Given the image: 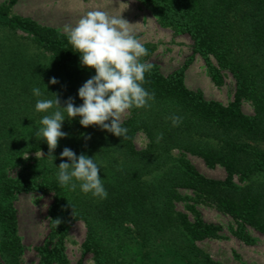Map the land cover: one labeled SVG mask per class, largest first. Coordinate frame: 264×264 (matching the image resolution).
I'll use <instances>...</instances> for the list:
<instances>
[{
	"label": "trees",
	"instance_id": "obj_1",
	"mask_svg": "<svg viewBox=\"0 0 264 264\" xmlns=\"http://www.w3.org/2000/svg\"><path fill=\"white\" fill-rule=\"evenodd\" d=\"M17 1L0 4V264H25L14 205L20 192L52 196L38 264H84L87 253L93 264H222L197 243L221 237V227L196 210L198 202L230 215L231 231L246 243L255 241L249 227L264 235V0H138L158 14L160 25L191 38L193 54L216 85L225 73L232 76L233 100L223 104L186 85L192 57L169 74L149 63L143 87L154 96L147 107L128 110L126 138L65 117L67 135L51 153L35 135L44 113L35 111L31 89L39 87L40 98L57 95L60 108L69 96L79 105L77 90L95 69L79 64L63 32L12 13ZM53 76L57 84L48 83ZM244 101L252 114L244 112ZM173 114L181 117L177 126ZM138 132L148 140L143 148L134 141ZM65 147L103 165L107 198L84 194L78 184L59 186L55 172L68 161L59 155ZM188 154L223 166L226 177L204 175ZM183 200L193 219L178 208ZM75 220L84 222L86 238L82 257L71 263L65 238Z\"/></svg>",
	"mask_w": 264,
	"mask_h": 264
},
{
	"label": "rangeland",
	"instance_id": "obj_2",
	"mask_svg": "<svg viewBox=\"0 0 264 264\" xmlns=\"http://www.w3.org/2000/svg\"><path fill=\"white\" fill-rule=\"evenodd\" d=\"M8 0H0V4ZM103 10L110 15L122 16L129 22L134 36L147 49V54L140 58L144 63H155L164 74L184 65L192 57V62L185 72L186 85L192 89L201 90L206 98L215 99L223 104L233 100L235 82L229 73H225L224 83L216 85L207 73L201 56L192 52V40L187 34L175 32L170 27H164L158 22V14L153 9L138 0H18L12 7V13L30 16L41 24L52 26L64 33L66 26H74L80 16L91 10ZM243 110L253 113L250 102H243ZM128 111L123 116L126 119ZM135 144L143 148L147 137L143 132L135 136ZM41 153H32L31 156ZM188 158L204 175L224 179L227 175L221 165L209 166L199 156L188 154ZM237 182H241L236 177ZM186 195L190 191L183 190ZM52 201L50 194L20 192L14 198L18 214L17 232L23 243L22 259L25 264H38L40 253L38 247L46 242L50 220L48 208ZM189 200L177 203L180 210L194 218V213L187 206ZM200 216L208 222H213L221 228V237L198 240L197 243L215 260L222 264H264V235L249 227L254 238L253 243H246L231 231L233 218L219 211L216 207L204 202L195 203ZM85 224L75 220L65 238L66 254L71 263L80 260L83 255V242L86 238ZM84 264H93V255L87 253L83 257Z\"/></svg>",
	"mask_w": 264,
	"mask_h": 264
},
{
	"label": "clouds",
	"instance_id": "obj_3",
	"mask_svg": "<svg viewBox=\"0 0 264 264\" xmlns=\"http://www.w3.org/2000/svg\"><path fill=\"white\" fill-rule=\"evenodd\" d=\"M129 25L120 15L96 9L80 16L74 26H66L64 35L72 50L79 53V64L94 68L95 74L78 88L77 95L82 100L79 105H74V98L69 96L64 107L60 108L57 95L55 99L40 98L43 96L41 89H31L33 96L38 97L35 111L44 113L35 135L44 139L49 153L57 147L58 139L67 135L61 130L65 117L78 116L80 125L95 124L124 139L128 132L122 124L125 113L132 108L147 107L153 99L154 93L143 87L145 73L152 68L151 64L140 60L147 54V49L134 36ZM58 82L55 76L48 81L49 84ZM170 120L173 126H177L181 117L173 114ZM160 135H157V140ZM89 138L90 134L84 135L85 140ZM59 155L68 158L67 162L61 161L55 172L60 187L75 190L78 184L84 194L107 198V190L99 175L98 165L103 167L102 164L85 154L77 155L68 147L63 148Z\"/></svg>",
	"mask_w": 264,
	"mask_h": 264
}]
</instances>
